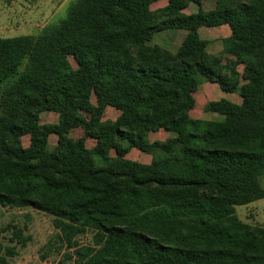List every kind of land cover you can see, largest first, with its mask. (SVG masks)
I'll use <instances>...</instances> for the list:
<instances>
[{
    "label": "trees",
    "instance_id": "trees-1",
    "mask_svg": "<svg viewBox=\"0 0 264 264\" xmlns=\"http://www.w3.org/2000/svg\"><path fill=\"white\" fill-rule=\"evenodd\" d=\"M157 1L76 0L37 36L0 38V206L51 216L58 264H264V228L235 213L264 198V0ZM223 25L210 54L199 29ZM167 29L186 32L174 53L150 44ZM204 83L241 104L208 102L223 119L192 118ZM44 112L57 123L41 124ZM159 131L169 137L150 142ZM9 229L0 264L30 240Z\"/></svg>",
    "mask_w": 264,
    "mask_h": 264
},
{
    "label": "rangeland",
    "instance_id": "rangeland-1",
    "mask_svg": "<svg viewBox=\"0 0 264 264\" xmlns=\"http://www.w3.org/2000/svg\"><path fill=\"white\" fill-rule=\"evenodd\" d=\"M75 1L76 0H0V38L27 35L37 36L46 26L56 24L62 20L66 16L68 7ZM189 7L192 13L193 11L195 13L198 11L195 4H190ZM203 34L202 31L199 36L203 37ZM154 37V44H163V42L169 40L171 35L157 32ZM70 63L72 67H75V63L72 59H70ZM199 92H203V87H199ZM202 103L203 102L199 99L196 100V108L190 113L192 118L205 121H221L223 119V117L218 114L203 111L204 105L201 107L199 106ZM117 115V111L109 107L105 112L104 120H114ZM40 118L41 124L57 123V115L54 113L44 112L41 114ZM82 135L83 133L80 129L71 131V137L73 138H79ZM168 137V133L159 131L150 134V141L167 139ZM56 140V136H50L49 148L55 146ZM28 143V138L24 137L23 145L27 147ZM94 144V140H86V146L88 148H92ZM138 152L139 154L137 155L127 154L128 159L143 163L151 158L150 155L140 151ZM260 181L264 187V175L260 178ZM235 213L243 223L264 228V198L248 205L236 206ZM8 225L21 228L24 235L30 238L24 248H19L17 246V255L10 258L8 264H58L61 261V256L65 252V247L60 245L56 239L58 232L53 227L51 216L32 208H5L0 206L1 250L7 246L13 245L9 241L12 229L6 230ZM78 241L81 245L89 244L91 241V234L87 233L80 236ZM46 244H48L49 247L45 249Z\"/></svg>",
    "mask_w": 264,
    "mask_h": 264
},
{
    "label": "crops",
    "instance_id": "crops-1",
    "mask_svg": "<svg viewBox=\"0 0 264 264\" xmlns=\"http://www.w3.org/2000/svg\"><path fill=\"white\" fill-rule=\"evenodd\" d=\"M215 2H216V0H206V1L202 0V9L205 11L212 10L215 7ZM166 4H167L166 0H159V1H157L151 5V10H156V9L162 8ZM197 10H198V7H197ZM183 13L186 15H189V14H192V11H190V7L188 6L186 9L183 10ZM193 13H195V12L193 11ZM202 31L204 34H203V37H201V39L209 41V44L207 46L208 53L213 54V55H218L222 51L221 41L223 39L229 37V35H230L229 27L227 25H223L220 27H213V28L203 27V28L199 29V35H201ZM162 32L171 35V37L169 38L168 41L163 42V44L160 43V44H156V45H159V46H161V47H163V48H165V49H167L173 53L176 52V50L179 48L182 40L184 39L186 32L184 30H179V29H177V30L176 29H174V30L167 29L164 31H160V33H162ZM154 38L151 40L150 44H154V42H153ZM201 87H203V92H199V90H198L194 94V98L196 100L199 99L201 102H203L201 105H199L200 107L205 105L208 102L218 101L220 99H226V100H228V101H230L236 105L241 104L242 100L238 95L222 91L219 88V86L215 83H205V84L201 85ZM195 108H196V104H195ZM108 109H109V107H107L106 111ZM40 117H41V115H40ZM40 122H41V118H40ZM161 132H163V131H161ZM151 134H153V133H151ZM49 139H50V137H49ZM148 140L150 141V134L148 135ZM164 140L165 139H159V140H153V141H164ZM153 141H150V142H153ZM129 154L137 155V154H139V152L136 149H132L128 153V155ZM128 155L126 156L127 158H128ZM150 161H151V158H149L147 161L143 162L142 164H149Z\"/></svg>",
    "mask_w": 264,
    "mask_h": 264
}]
</instances>
